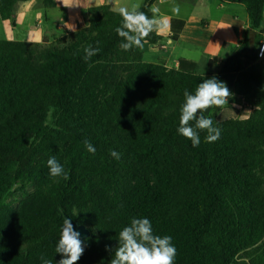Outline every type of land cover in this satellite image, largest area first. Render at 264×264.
I'll return each instance as SVG.
<instances>
[{
  "label": "trees",
  "instance_id": "16d2710c",
  "mask_svg": "<svg viewBox=\"0 0 264 264\" xmlns=\"http://www.w3.org/2000/svg\"><path fill=\"white\" fill-rule=\"evenodd\" d=\"M26 1L0 0L1 19ZM155 1L139 10L151 18ZM218 1L243 5L256 34L209 74L187 60L178 69L146 62L141 47L123 50L115 31L122 16L107 4L51 42L0 40V264H58L64 218L91 231L77 264H110L133 217L172 237L174 264H264V83L255 65L264 0ZM160 40L153 31L144 42ZM89 45L100 51L85 61ZM231 74L250 116L218 121L203 113L221 135L209 143L198 130L193 147L177 131L185 90ZM52 156L68 180L50 176Z\"/></svg>",
  "mask_w": 264,
  "mask_h": 264
},
{
  "label": "crops",
  "instance_id": "0c3cea01",
  "mask_svg": "<svg viewBox=\"0 0 264 264\" xmlns=\"http://www.w3.org/2000/svg\"><path fill=\"white\" fill-rule=\"evenodd\" d=\"M54 8H45L42 0H28L18 6L9 20L0 17V40L30 43L51 42L54 37L73 33L85 26V13L89 8L107 4L119 12L121 7L142 5L143 0H55ZM179 6L178 15L172 8ZM159 8V16L166 18L168 27L156 31L161 36L157 44L143 42V60L178 69L181 60L194 63L198 74L217 71L246 34L254 43L256 31L251 30L245 7L241 4L218 0H156L152 6ZM182 22V27L172 21ZM177 33L176 39L173 38ZM255 65L262 69L264 83V45ZM236 74L226 79L231 92L228 105L209 108L205 115H213L218 121L247 119L251 108L242 97L234 93Z\"/></svg>",
  "mask_w": 264,
  "mask_h": 264
},
{
  "label": "clouds",
  "instance_id": "9594fccd",
  "mask_svg": "<svg viewBox=\"0 0 264 264\" xmlns=\"http://www.w3.org/2000/svg\"><path fill=\"white\" fill-rule=\"evenodd\" d=\"M151 11L153 16L149 18L136 4L130 8L119 9L122 24L115 31L123 39L120 45L123 50L143 47V42L150 33L168 27L167 19L158 15L159 8L153 7ZM172 12L178 15L179 6L173 7ZM99 51V47L93 48L91 45L86 47L85 61L91 60ZM230 96L231 92L226 84L215 77L204 79L194 93L185 90L184 103L180 108L178 133L189 139L193 147H198L200 144L199 131L207 132L205 137L207 142L217 141L221 129L214 126L213 119L204 116L203 113L209 108L228 105ZM192 121H195L194 127L191 126ZM84 144L88 152L95 154L96 149L91 142L85 140ZM110 155L117 160L120 159V153L115 150H111ZM47 166L53 178L63 177L64 180L70 178L69 173L54 156L47 160ZM118 240L119 246L115 249L110 264H174L175 262L177 249L172 243V237L154 234L148 218H131L130 223L120 231ZM55 252L63 257L58 264H77L84 252L80 233L74 230L69 219L64 218ZM42 264H52V261L42 258Z\"/></svg>",
  "mask_w": 264,
  "mask_h": 264
},
{
  "label": "water",
  "instance_id": "95a60500",
  "mask_svg": "<svg viewBox=\"0 0 264 264\" xmlns=\"http://www.w3.org/2000/svg\"><path fill=\"white\" fill-rule=\"evenodd\" d=\"M71 223L73 224L74 230L80 233L81 241L86 240L90 236L91 231L85 225L77 224L73 220H71Z\"/></svg>",
  "mask_w": 264,
  "mask_h": 264
},
{
  "label": "built area",
  "instance_id": "2783aa9c",
  "mask_svg": "<svg viewBox=\"0 0 264 264\" xmlns=\"http://www.w3.org/2000/svg\"><path fill=\"white\" fill-rule=\"evenodd\" d=\"M262 44L264 45V41L262 42Z\"/></svg>",
  "mask_w": 264,
  "mask_h": 264
}]
</instances>
